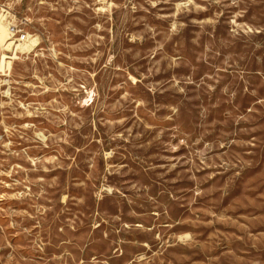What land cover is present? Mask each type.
Here are the masks:
<instances>
[{"label":"rangeland","instance_id":"obj_1","mask_svg":"<svg viewBox=\"0 0 264 264\" xmlns=\"http://www.w3.org/2000/svg\"><path fill=\"white\" fill-rule=\"evenodd\" d=\"M2 16L0 264H264V0Z\"/></svg>","mask_w":264,"mask_h":264},{"label":"bare ground","instance_id":"obj_2","mask_svg":"<svg viewBox=\"0 0 264 264\" xmlns=\"http://www.w3.org/2000/svg\"><path fill=\"white\" fill-rule=\"evenodd\" d=\"M31 37L34 40V43L38 42V37L37 36L31 35ZM16 42L17 41L13 40L11 33H9L8 23H7L6 19H5V16H2L0 18V46L3 48V51H4V52L1 53V65H2L1 67H2V71L6 70L7 68L10 70L11 65L13 63V60H16L18 58L19 50H21L22 48L25 47L22 44V43H24V41H18V42H20L19 45H17ZM31 44H33V43H31ZM28 48H29V46H28ZM5 51H12V53H11L12 56H9ZM88 98L90 100H92L93 94H89ZM86 101H89V100L86 99Z\"/></svg>","mask_w":264,"mask_h":264},{"label":"built area","instance_id":"obj_3","mask_svg":"<svg viewBox=\"0 0 264 264\" xmlns=\"http://www.w3.org/2000/svg\"><path fill=\"white\" fill-rule=\"evenodd\" d=\"M9 27L12 38L15 39L16 41H25L28 38L24 29L20 27L19 22L10 23Z\"/></svg>","mask_w":264,"mask_h":264}]
</instances>
